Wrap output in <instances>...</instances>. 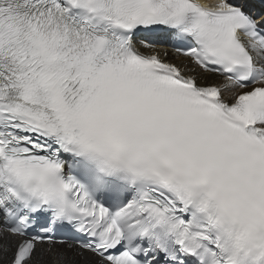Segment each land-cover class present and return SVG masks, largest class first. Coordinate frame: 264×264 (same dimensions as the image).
I'll use <instances>...</instances> for the list:
<instances>
[{"label": "snow or ice", "instance_id": "6c2138e0", "mask_svg": "<svg viewBox=\"0 0 264 264\" xmlns=\"http://www.w3.org/2000/svg\"><path fill=\"white\" fill-rule=\"evenodd\" d=\"M0 264H264V0H0Z\"/></svg>", "mask_w": 264, "mask_h": 264}]
</instances>
